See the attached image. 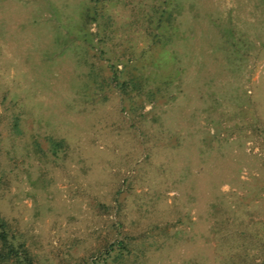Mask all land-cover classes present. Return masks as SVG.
Wrapping results in <instances>:
<instances>
[{"label": "rangeland", "instance_id": "obj_1", "mask_svg": "<svg viewBox=\"0 0 264 264\" xmlns=\"http://www.w3.org/2000/svg\"><path fill=\"white\" fill-rule=\"evenodd\" d=\"M0 215L36 264H264V0H0Z\"/></svg>", "mask_w": 264, "mask_h": 264}, {"label": "trees", "instance_id": "obj_2", "mask_svg": "<svg viewBox=\"0 0 264 264\" xmlns=\"http://www.w3.org/2000/svg\"><path fill=\"white\" fill-rule=\"evenodd\" d=\"M90 8L92 9L91 12L89 11ZM94 8L95 7L92 8L89 6L85 7L83 13V22L87 19H98V22L105 24L106 20L108 19V15H103V13L97 12L96 8ZM162 16L165 20H169L170 11L162 7L160 14L157 15V22L155 23V34L157 35V38L160 40V42H165L164 40L166 39H163V35H168V30L163 27ZM154 39L155 37H152V40ZM116 64L117 63L108 64V71L105 81L107 84L113 81L115 87L118 89L120 94L119 98L123 102L121 104V107L123 106V104L125 105V103H128V108L132 111L134 109L133 95L139 94L142 91L145 92V96L147 99L157 98L159 96V94L156 92L159 89L158 87H155L154 89L142 90V84L139 80H137V76L133 73H130V71L127 70L128 68L124 69V72L126 71V74H123L122 67H117ZM124 99L127 102H124ZM48 144L50 150L54 152L56 149L63 147L64 140L61 137L57 138L49 136ZM243 204L244 202L242 201V199H239L236 207H242ZM186 222H189V220ZM240 222L242 221L240 220ZM154 227H157L156 224L150 226V229ZM239 233L244 234L245 232H243V230H239L238 234ZM244 235L246 236V233ZM134 237L135 236L133 235L122 233L119 237H115L111 241L103 243V245L101 246L102 249L99 251L98 247L95 250L96 254L94 253L92 257L89 258L87 256H81L79 257V260L75 261L72 264H124V258L126 257V255L130 253H134V255H137L143 252L144 244H140V247L138 245L135 246L132 242ZM231 247L232 245L227 248L229 252L226 256L227 264H232L233 259H235L236 261H240V264H247L248 262H250V259H248L247 253L244 251V249L241 252L237 249L236 251L230 252ZM91 253H93V251ZM33 257V254L29 251L23 240L17 239L12 231H9L7 221L0 215V264H36Z\"/></svg>", "mask_w": 264, "mask_h": 264}]
</instances>
